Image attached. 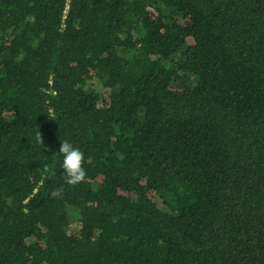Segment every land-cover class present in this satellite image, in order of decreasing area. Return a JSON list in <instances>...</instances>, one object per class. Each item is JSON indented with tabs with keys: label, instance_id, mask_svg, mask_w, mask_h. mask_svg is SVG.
<instances>
[{
	"label": "trees",
	"instance_id": "trees-1",
	"mask_svg": "<svg viewBox=\"0 0 264 264\" xmlns=\"http://www.w3.org/2000/svg\"><path fill=\"white\" fill-rule=\"evenodd\" d=\"M0 264H264V0H0Z\"/></svg>",
	"mask_w": 264,
	"mask_h": 264
},
{
	"label": "clouds",
	"instance_id": "clouds-1",
	"mask_svg": "<svg viewBox=\"0 0 264 264\" xmlns=\"http://www.w3.org/2000/svg\"><path fill=\"white\" fill-rule=\"evenodd\" d=\"M48 120H54V117L49 115ZM39 144L45 151H51V148L45 144L44 136L42 131L37 134L36 137ZM58 152L62 155V169L65 174V183L75 187L76 185L82 183L86 179V170L84 168L85 157L83 152L74 147L72 143L68 140L60 142ZM45 172L48 171L47 167L44 169ZM54 198H59L62 196V189H56L51 193Z\"/></svg>",
	"mask_w": 264,
	"mask_h": 264
},
{
	"label": "rangeland",
	"instance_id": "rangeland-1",
	"mask_svg": "<svg viewBox=\"0 0 264 264\" xmlns=\"http://www.w3.org/2000/svg\"><path fill=\"white\" fill-rule=\"evenodd\" d=\"M71 227V229L73 230H77V228H78V225L76 224V222L74 221V223L70 226Z\"/></svg>",
	"mask_w": 264,
	"mask_h": 264
}]
</instances>
